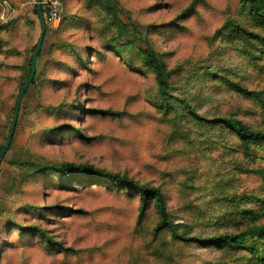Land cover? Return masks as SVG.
<instances>
[{
  "label": "rangeland",
  "instance_id": "rangeland-1",
  "mask_svg": "<svg viewBox=\"0 0 264 264\" xmlns=\"http://www.w3.org/2000/svg\"><path fill=\"white\" fill-rule=\"evenodd\" d=\"M36 7L0 0V149L41 33ZM180 98L264 131V2L64 0L1 158L0 264H264L257 233L226 246L174 236L264 225V141L196 119ZM64 163L160 188L169 222L153 198L140 215L137 191Z\"/></svg>",
  "mask_w": 264,
  "mask_h": 264
},
{
  "label": "trees",
  "instance_id": "trees-1",
  "mask_svg": "<svg viewBox=\"0 0 264 264\" xmlns=\"http://www.w3.org/2000/svg\"><path fill=\"white\" fill-rule=\"evenodd\" d=\"M253 4H257L258 2H264V0H249ZM36 13L38 14V9L36 7ZM257 10V9H256ZM259 13V12H257ZM36 47V44H35ZM146 61L155 68L156 77L158 80V84L160 87V91L164 97L168 95L170 83L165 70L164 63L159 60V58L155 55L153 50L150 48L146 49ZM230 84L238 91H245V88L238 82L231 81ZM179 101L185 106L188 113H190L193 117L199 120H205L209 122H218L224 124L225 126L231 128L235 131L240 137L245 140H263L264 141V131L255 130L249 128L241 119L233 116H224V117H214L207 118L201 113H199L192 104L184 99L180 98ZM2 149H0L1 151ZM59 171H72L78 172L82 175H87L91 179H97L104 182H116L119 185H122L126 188L135 190L139 193L141 199V210L140 215H143L148 202L153 198L162 213L163 222L167 224L169 222L168 212L166 208V201L163 192L158 187H150L144 184L138 183L136 180L130 178L127 175H123L117 172H109L106 170H96L92 166L87 164H73V163H64L59 168ZM249 233H257L260 236H264V225L261 226H251L240 230L236 233L231 234H222V235H214L210 237H200L195 235H186L183 233H178L174 231V236L184 240L199 243L202 246L209 245H230L236 243L242 236L247 235Z\"/></svg>",
  "mask_w": 264,
  "mask_h": 264
},
{
  "label": "water",
  "instance_id": "water-1",
  "mask_svg": "<svg viewBox=\"0 0 264 264\" xmlns=\"http://www.w3.org/2000/svg\"><path fill=\"white\" fill-rule=\"evenodd\" d=\"M37 9H38V16H39L40 23H41V33H40V36L37 40L36 47L33 51L32 60H31L30 75H29L28 79L24 82V84L22 85L21 90L19 92L17 102H16V106H15L14 115H13V118L11 121L10 131H9L6 143H5L4 147L2 148V150L0 151V164H1L2 156L8 151V149L11 146L13 136H14V133L16 130V126H17V122H18V118H19V113H20V108H21V103H22L24 94H25L26 90L28 89L29 85L31 84V82L34 80V77L36 75L37 58H38V55H39L40 50L42 48V44L44 42V38H45L46 30H47V23H46L44 14H43L41 0H37Z\"/></svg>",
  "mask_w": 264,
  "mask_h": 264
},
{
  "label": "built area",
  "instance_id": "built-area-1",
  "mask_svg": "<svg viewBox=\"0 0 264 264\" xmlns=\"http://www.w3.org/2000/svg\"><path fill=\"white\" fill-rule=\"evenodd\" d=\"M64 0H41L43 14L47 21L59 23L62 18Z\"/></svg>",
  "mask_w": 264,
  "mask_h": 264
}]
</instances>
